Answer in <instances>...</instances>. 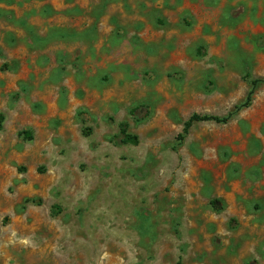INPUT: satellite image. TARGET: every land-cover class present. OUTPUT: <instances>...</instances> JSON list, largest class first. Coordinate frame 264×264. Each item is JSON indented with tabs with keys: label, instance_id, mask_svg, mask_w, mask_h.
Returning a JSON list of instances; mask_svg holds the SVG:
<instances>
[{
	"label": "rangeland",
	"instance_id": "rangeland-1",
	"mask_svg": "<svg viewBox=\"0 0 264 264\" xmlns=\"http://www.w3.org/2000/svg\"><path fill=\"white\" fill-rule=\"evenodd\" d=\"M258 79L264 0H0V264H264Z\"/></svg>",
	"mask_w": 264,
	"mask_h": 264
},
{
	"label": "trees",
	"instance_id": "trees-1",
	"mask_svg": "<svg viewBox=\"0 0 264 264\" xmlns=\"http://www.w3.org/2000/svg\"><path fill=\"white\" fill-rule=\"evenodd\" d=\"M259 84H263L264 85V80H253L251 82V88L248 92V94L246 95L245 100L240 103L239 105H236L234 108V111L229 113L226 116L223 117H218V116H213V115H198V114H193L184 124L183 127V134H186L188 132V130L190 129V127L195 124V123H199V122H212V123H216V124H226L230 119H232V117L237 114L238 112H240L241 110L249 107L251 100H252V96L254 94V91L256 89V87ZM125 141H133L136 142V138L135 137H131L129 135L126 136ZM212 208L215 210H219L221 209V205L218 201H213L212 202ZM179 264V263H178Z\"/></svg>",
	"mask_w": 264,
	"mask_h": 264
}]
</instances>
